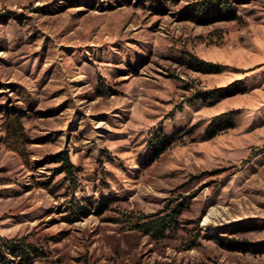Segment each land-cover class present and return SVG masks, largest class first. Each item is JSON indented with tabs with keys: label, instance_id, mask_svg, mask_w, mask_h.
<instances>
[{
	"label": "rangeland",
	"instance_id": "1",
	"mask_svg": "<svg viewBox=\"0 0 264 264\" xmlns=\"http://www.w3.org/2000/svg\"><path fill=\"white\" fill-rule=\"evenodd\" d=\"M200 2L0 0V264H264V0Z\"/></svg>",
	"mask_w": 264,
	"mask_h": 264
},
{
	"label": "trees",
	"instance_id": "2",
	"mask_svg": "<svg viewBox=\"0 0 264 264\" xmlns=\"http://www.w3.org/2000/svg\"><path fill=\"white\" fill-rule=\"evenodd\" d=\"M251 0H201L193 11L191 12V19H194L200 23H210L212 21L222 20L225 17H229L237 5H244ZM192 67L195 71L203 74H219L221 67L219 65L206 63L202 61L193 60ZM240 91L236 89L234 85L225 88H219L204 95L207 97L223 98L238 94ZM226 117L222 115L215 118L221 119ZM60 162L63 164V170L68 176H73L75 168L71 162L70 155L68 152L63 153L59 157ZM177 213L173 211L172 214L161 216V215H148L142 216V222L139 225V230L145 235L151 236L153 239H160L169 226L176 223ZM27 246L24 240H11L6 243H0V258L2 257H15L21 261H27L29 253L27 252ZM5 262V261H4Z\"/></svg>",
	"mask_w": 264,
	"mask_h": 264
}]
</instances>
